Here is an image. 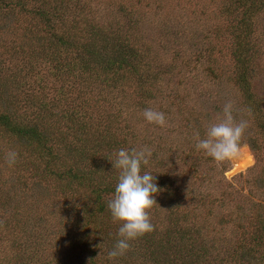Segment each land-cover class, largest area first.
Returning a JSON list of instances; mask_svg holds the SVG:
<instances>
[{"label": "rangeland", "instance_id": "obj_1", "mask_svg": "<svg viewBox=\"0 0 264 264\" xmlns=\"http://www.w3.org/2000/svg\"><path fill=\"white\" fill-rule=\"evenodd\" d=\"M5 1L14 4L17 0ZM21 1L26 4L25 11L19 12L14 7L13 11L0 12V96L3 98L0 111L13 112L30 124L40 122L38 126L43 132L40 124L45 128L48 122L47 131L55 134L52 155L58 158V170L77 166L89 172L96 183L114 182L119 174L110 161L114 153L122 148L148 146L152 156L141 172H151L157 179L159 175L170 174L166 185H174L171 189L178 188L177 185L188 186L193 177L200 174L205 176L209 188L206 192L213 198L209 202L214 208L199 213H196L198 205H186L187 198L180 193L175 198L170 196L164 185L155 180L159 188L154 195L156 204L148 212L156 238L153 243L144 236L142 242L139 237L137 241L134 239L129 254L135 251L134 256L156 264L158 261L182 264L183 259L172 257L175 242L168 240L167 222L189 219L190 214H196L200 225L211 220L213 224H220L227 204L236 209L252 202L264 205V132L259 125V120L264 118V0L254 16L256 31L252 34L253 57L249 68L254 99L262 106L258 115L253 112L254 107L247 109L248 105H244L243 90L235 80L230 31L235 30L237 16H232L235 12H227L234 0ZM77 1L84 3V6L80 4V10L67 7ZM50 5L60 8L55 26L66 21L68 27L76 25L75 49L67 50L66 46L54 43L50 33L53 31H48L42 16L34 13ZM93 23L103 27L101 35L91 29ZM121 43L140 52L135 61L142 62L141 72L150 73L152 80L142 82L130 71L120 70L116 75L101 70L99 62L117 54ZM66 51L70 52V57ZM206 56H210L211 61L208 62ZM70 61L76 65L72 73L68 72L70 66L64 65ZM204 66L209 69L205 70ZM172 94L174 98L169 97ZM228 102L234 106L235 121L247 120L248 127L241 137L239 156L217 162L198 151L195 144L187 145V140L191 137L194 140L190 142L196 143L197 132L204 138L208 123L222 115L223 106ZM147 108L163 111L166 125L148 123L143 117ZM77 121L86 125L83 130L77 128L78 123L75 126ZM251 142L257 144L258 150L251 147ZM9 150H15L18 158L16 164L9 167L5 157H0V168L6 169L4 173L0 170V221L10 223L0 227V242L33 245L38 237L36 244L41 246L49 240L55 261L64 259L65 262L72 255L68 264H82L87 257L65 243L78 227L65 211L63 185L46 174L45 160L37 162L22 143L6 144L4 154ZM22 164V171L17 172L18 165ZM36 170L43 171L48 179L45 176L33 181L37 178ZM178 173L182 176L176 177ZM78 191L80 199L84 196L81 203L88 198L87 206H93L95 195L83 187ZM74 198L78 201L76 195ZM111 198L105 195L103 199ZM4 211L14 212L19 220L7 221ZM245 220L250 221V217ZM234 226L231 222L223 227L217 225L212 233L222 229L216 233L222 240L212 245L209 238H196L197 245L206 249V257L195 251L187 264H233L236 260L237 264H262L257 261L261 260L260 253H256L253 260L238 253L231 257L223 254L224 243L231 242L230 237L235 236ZM242 230L247 235L250 232L248 226L238 232ZM180 247L176 244L177 250ZM209 251L222 253L223 260L208 256ZM13 253H2L0 249V264L3 256ZM80 257L83 259L79 260Z\"/></svg>", "mask_w": 264, "mask_h": 264}, {"label": "trees", "instance_id": "obj_2", "mask_svg": "<svg viewBox=\"0 0 264 264\" xmlns=\"http://www.w3.org/2000/svg\"><path fill=\"white\" fill-rule=\"evenodd\" d=\"M260 2L261 0H234L227 10V12H230V14H233L235 12V15L232 16H237V19L235 18L237 20L235 30L230 31L231 40L233 42L232 55L235 58V80L243 90L244 105H248L246 106L247 109L250 106L254 107L253 112L255 113V115H258L260 113V111L262 110V106L256 103V99H254L252 91L253 77L251 78L252 74H250L249 68L252 66L251 63L253 57L252 34L254 33V31H256L254 16L259 11L258 7ZM62 3L63 2L60 3V6L63 5ZM80 4L84 6V3L82 1H77L68 4L67 7L69 9L74 7L80 10ZM14 7H17V10L19 12H22L25 11L26 4L21 0H17L14 4H12L10 1L6 2L5 0H0V12L13 11ZM59 9L60 8H54V6L50 5L47 9L38 10V12L35 11L34 13H38L42 16L44 27H49L48 31H53L50 33L54 38V43L63 47L66 46L67 50L71 48L75 49L76 43L74 40V35L77 33L76 25L68 27L67 21L65 22V24H59L56 26L54 25L56 23L55 17H57V12ZM27 13L31 12L27 11ZM63 26H66L67 28L63 29ZM91 29L99 33V35H101V32H104L103 27L99 26L97 23H93ZM107 29L109 30V28ZM116 51L118 52L117 54L111 55L107 60L105 59L99 62V65H101V70L104 73H116V75H119L120 70H122L123 72L130 71L132 75H137L138 78L142 80V82L148 83L149 79L152 80L150 73L144 74L141 72L140 65L142 64V62L138 63L135 61L140 53L137 49H135L134 47H129L128 44L121 43L118 45V49ZM66 52L70 57V52ZM204 52H206V50H204ZM88 53H91L89 49ZM206 58L209 59L208 62L211 61L210 56H206ZM64 65L70 66L71 69L68 72L71 71V73L73 72V69L76 68L74 62L72 64L71 61ZM31 69H33V67ZM60 69H62V65ZM204 69L207 70L209 69V67L204 66ZM105 79H107V77ZM169 97L174 98V94ZM1 100H3L2 96H0V105H2L3 103V101ZM171 113L172 112H170L169 114ZM262 119L263 120H259V125L262 129V132H264V118ZM28 122L30 121L24 122V119L20 118L19 116H15L13 112L7 113L0 111V157L6 156L4 154L6 144L14 142L19 144L22 143L25 149L29 151L31 155L36 157L37 162L45 160L44 168L46 174L52 176V179L54 181L57 180L58 185H63L61 187V192L65 201V211L66 213H69L68 215L70 216L72 221L75 222L74 224L78 227V229H74L73 232L69 234V237L66 238L65 243L68 247H70L71 250H79L85 255V258L87 257L86 261L82 260V264H156L149 259H142V257L140 256H134L135 251H131V253L129 254L128 250L122 256H118L114 259L108 258V251H110L115 246V243L119 238L117 233L120 222L114 221L112 219L110 211L107 207L108 200H104L103 198L105 197V195L113 196L117 181L96 183L94 182L93 176H91L89 172H83L80 170L81 168L77 166L75 168L68 167L63 171L58 170V158L52 155V144L55 142V134L53 132L47 131L48 122L46 123L45 128L42 124H40L44 129V132L38 126L40 122H36L37 124H30ZM77 123V128H80L82 130L84 126H86L85 124L80 123V121L75 122V126L77 125ZM84 134L85 131L78 137L81 138ZM61 139L63 138L61 137ZM191 140L194 139L189 137L187 140V145L192 146L193 144H195L193 142H190ZM251 144V147H254L253 149L258 150V146L255 142H251ZM85 163L87 162H84V164ZM22 166L23 164L18 165L17 168H20V170H18L17 172L22 171ZM194 169L195 168H193V170ZM0 170L2 171V173H4L6 169L0 168ZM46 174H44L43 171H34V176L37 178L33 181L43 179L45 176H47ZM178 174L179 175H177L176 177L182 176V173ZM167 175L170 176V174ZM167 175H164L165 177L163 175H159L160 178H155V180H157L162 186L164 185L165 190L168 193L170 192V196L174 195L175 198L178 197V193H180L182 194V196L184 195L187 198L185 201L186 205H188L189 203L198 205V210H196V213L204 212L205 210H208L211 205H213L209 202V199L213 198H209L210 194L206 192V190H209V188H207L208 186L205 184L204 174H200V176H197V178L193 177V180L189 182L188 186L185 187L177 185L178 188L174 189L170 188L174 185H166V180L169 178ZM80 187L89 190L90 194L95 195L96 201H94L93 206H87L88 198L83 199L81 203V199L84 196L81 199L77 196V194H79L80 192L78 191ZM75 195L78 201L74 198ZM155 206H157L159 209L158 205ZM213 208L214 206L211 207V209ZM225 208L226 209L225 212L223 211L224 214L222 218L224 220H222L220 224L216 222L213 224L211 220L207 221V223L204 225H200L201 220H199L196 214H190L189 219H185L184 217L183 220L180 221L171 220L167 222L168 224L166 226L167 228L165 229V232L169 236L168 240L175 242L174 255L172 257H174L176 260L183 259L182 264H187V262L193 258L192 255L195 251L201 253L202 257H206V249L197 245V243H199V240L196 238H209L208 242L210 243V245H212L213 243L221 239V237H219V234L216 233H220V230L222 232V229L218 230L215 233H212V231L217 229L216 226L219 225L220 227H223L224 224L231 222V224L235 225V236L230 237V239L232 240L231 242H227L226 240V242L224 243L225 249L223 254L231 257L238 253L241 257L242 255L246 256L247 260H253V257H257L256 253H260L261 260L257 261L264 264V205L260 202H252L244 208L242 206L238 207L237 209L235 207L231 208L229 204H227ZM259 210H261L262 212L258 213ZM4 213H7V221H11L13 219L16 221L19 220V217L12 211H4ZM248 216L250 217V221L245 220ZM8 224L10 223L0 221L1 228H4ZM247 226L250 230L248 235L247 232H244V230L238 232V230L244 229ZM210 228H213V230H209ZM208 231H211V233ZM195 234H197L198 236H196ZM204 234H206L207 236H205ZM237 234L239 236H237ZM143 236L149 242L153 243L152 240L156 238V232H148ZM143 236H140L139 239H142ZM214 236H217V238H214ZM38 240L39 238L36 237L33 240V245L26 244L24 246H21V244H16L14 246V244L10 243L9 241L8 243H5L4 240L3 244L1 241L0 249L2 253L14 251L12 256H9L8 254L7 256L1 255V258L3 256V263L4 261L7 264L69 263L72 255H70V257L67 258L65 262L64 259L55 261V259L53 258L56 257L53 256L52 258L51 256V246L48 245L49 240L45 241V246L36 244ZM158 240L161 242L164 239ZM135 241H137V239H135ZM142 241L144 240L142 239L141 242ZM200 241L203 240L200 239ZM156 243L157 240H155V244ZM176 244H179L182 248L180 247V249L177 250ZM149 246H151V244ZM58 248H60V245L58 246ZM59 250L61 251V249ZM46 253L50 254L46 255ZM208 256L223 260V257H221L222 253L214 254L212 251H209ZM46 257L53 259V261L50 262V260H47ZM81 259H83V257L79 258V260ZM39 260L42 263H40ZM232 260L233 259H230V261ZM237 263L238 261L236 260L233 264ZM158 264H161V261H158Z\"/></svg>", "mask_w": 264, "mask_h": 264}, {"label": "clouds", "instance_id": "obj_3", "mask_svg": "<svg viewBox=\"0 0 264 264\" xmlns=\"http://www.w3.org/2000/svg\"><path fill=\"white\" fill-rule=\"evenodd\" d=\"M234 106L231 102L225 103L222 115H218L215 122H209L204 138L199 132L195 133V148L203 151L217 162L235 159L241 151V137L248 127L247 120L235 121ZM250 114V111H249ZM126 115V113H125ZM144 119L160 127L166 125V114L152 108L143 111ZM152 150L148 146L139 149H119L110 160L112 167L118 170L117 183L107 207L114 221L120 222L118 239L115 246L108 251L109 259L122 256L130 248V241L152 232L154 225L151 222L148 210L156 204L154 194L158 192L155 176L151 172H141L142 166L149 164ZM18 153L9 150L5 159L9 167L16 164Z\"/></svg>", "mask_w": 264, "mask_h": 264}]
</instances>
